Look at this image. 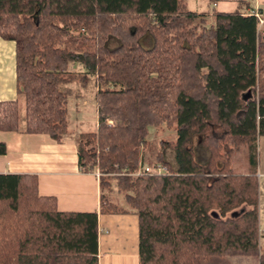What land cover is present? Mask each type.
<instances>
[{
    "label": "trees",
    "instance_id": "trees-1",
    "mask_svg": "<svg viewBox=\"0 0 264 264\" xmlns=\"http://www.w3.org/2000/svg\"><path fill=\"white\" fill-rule=\"evenodd\" d=\"M203 15L185 0H0L23 100L22 110L0 100V130L60 139L66 85L90 84L96 123L78 133L77 165L100 172L101 190L97 210H59L35 174L0 172V264H97V214L124 210L108 197L110 179L137 216V264H264V27L239 8L212 9L198 25ZM164 125L173 137L157 141L153 162L167 172L132 175L149 131Z\"/></svg>",
    "mask_w": 264,
    "mask_h": 264
},
{
    "label": "crops",
    "instance_id": "crops-1",
    "mask_svg": "<svg viewBox=\"0 0 264 264\" xmlns=\"http://www.w3.org/2000/svg\"><path fill=\"white\" fill-rule=\"evenodd\" d=\"M235 8L242 11L251 8L264 9V0L210 2V11H232ZM71 95V102L74 103L79 96H76V92ZM14 98L17 99L19 110H22L23 100L15 90L14 42L0 37V100ZM81 110V106L76 103L73 108L67 107L69 127L60 139H54L47 133L0 130V140L5 144V151L0 153V172L35 174L37 192L52 195L59 210L90 211L98 208V196L101 191L98 176L95 171L79 169L76 137L70 127L71 120L79 123L82 121ZM261 173H264L263 166ZM107 193L109 199L124 210L97 214V264H137L135 210L127 205L120 193V197L114 195L112 185Z\"/></svg>",
    "mask_w": 264,
    "mask_h": 264
},
{
    "label": "rangeland",
    "instance_id": "rangeland-1",
    "mask_svg": "<svg viewBox=\"0 0 264 264\" xmlns=\"http://www.w3.org/2000/svg\"><path fill=\"white\" fill-rule=\"evenodd\" d=\"M186 6L189 8L194 9L195 11L204 13V20L199 21L198 25L201 24H208L212 19L210 16V2L208 0H185ZM264 27V23L262 24ZM116 43L115 39L110 37L107 41L108 46H112ZM70 70H78L81 71L83 69L82 65H80L77 62H73L69 64ZM91 85L82 83L81 85H77L75 83H70L66 85V89L68 91L69 98L72 96L74 92H76V103L77 106H81L82 108V121L77 122L74 120H71L70 127L72 128L73 133L75 134V137L77 139L79 131L83 130H92L95 125V112H94V104H93V98H92V91H91ZM74 103L71 102V98L68 100V108H73ZM78 131V132H77ZM148 142L146 146L141 149V163L142 164H150L153 162V154L154 149L156 147V143L159 139H171L173 137L172 129L169 127L160 126L157 129H151L148 134ZM197 141L196 136L194 137L193 145L196 147ZM88 146V144H87ZM91 146V145H89ZM196 152L198 157L202 159L204 153L202 149L196 148ZM165 155L168 159H172V151L169 148L165 149ZM232 165L235 169L242 170L243 169V158H242V150L235 151L232 156ZM260 163V166H259ZM264 167V135L258 136L257 141V174H258V193H259V199L257 200V208H258V220L259 224L261 225L262 218L264 217V173H261V167ZM260 167V168H259ZM132 174V173H131ZM134 175V174H132ZM112 190L114 192V195L116 197H120L118 193L121 194V192H118L115 187L114 179H110ZM260 190V192H259ZM105 192V189L103 190ZM243 208H247L248 205L243 204ZM238 209V208H237ZM259 245L264 246V235L259 236ZM236 264H251V262L248 261L246 258L238 259L236 261Z\"/></svg>",
    "mask_w": 264,
    "mask_h": 264
},
{
    "label": "built area",
    "instance_id": "built-area-1",
    "mask_svg": "<svg viewBox=\"0 0 264 264\" xmlns=\"http://www.w3.org/2000/svg\"><path fill=\"white\" fill-rule=\"evenodd\" d=\"M247 12L254 14L257 17L259 24L264 23V9L251 8L247 10ZM141 172L165 173L167 172V167L159 161H155L150 164L139 163L137 168L131 173L136 175ZM99 173L100 172L98 170H95V174L97 176L99 175Z\"/></svg>",
    "mask_w": 264,
    "mask_h": 264
}]
</instances>
